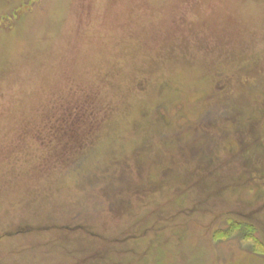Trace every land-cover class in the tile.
Returning a JSON list of instances; mask_svg holds the SVG:
<instances>
[{"label": "rangeland", "instance_id": "1", "mask_svg": "<svg viewBox=\"0 0 264 264\" xmlns=\"http://www.w3.org/2000/svg\"><path fill=\"white\" fill-rule=\"evenodd\" d=\"M0 264H264V0H0Z\"/></svg>", "mask_w": 264, "mask_h": 264}, {"label": "trees", "instance_id": "2", "mask_svg": "<svg viewBox=\"0 0 264 264\" xmlns=\"http://www.w3.org/2000/svg\"><path fill=\"white\" fill-rule=\"evenodd\" d=\"M234 227H236V228H238L239 226H234ZM252 240H254L255 238L254 237H250Z\"/></svg>", "mask_w": 264, "mask_h": 264}]
</instances>
